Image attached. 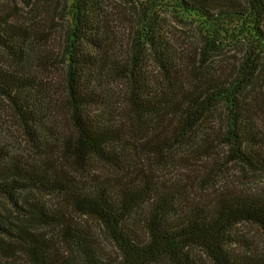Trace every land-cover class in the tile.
Here are the masks:
<instances>
[{
  "label": "trees",
  "instance_id": "16d2710c",
  "mask_svg": "<svg viewBox=\"0 0 264 264\" xmlns=\"http://www.w3.org/2000/svg\"><path fill=\"white\" fill-rule=\"evenodd\" d=\"M124 1L0 14V264H264V0Z\"/></svg>",
  "mask_w": 264,
  "mask_h": 264
},
{
  "label": "rangeland",
  "instance_id": "374dc122",
  "mask_svg": "<svg viewBox=\"0 0 264 264\" xmlns=\"http://www.w3.org/2000/svg\"><path fill=\"white\" fill-rule=\"evenodd\" d=\"M73 0H0V14L7 18L10 24L18 25L22 28L29 29V32L34 31L43 41L47 43L52 39L56 41L63 34L68 22L70 21L69 8ZM104 8L113 16V24L118 31L122 30V23L129 18L130 7L126 5L124 0H103ZM120 7V8H119ZM166 28L170 31V35L180 43L191 41L198 36L195 33V27L188 22L184 24L174 18L170 13L165 14ZM120 20V21H119ZM173 34V35H172ZM61 43V41H60ZM184 44V43H183ZM50 45V44H49ZM7 57L4 50L0 48V63L6 64ZM7 104L0 97V122L8 123L9 115L6 114ZM258 181V180H257ZM258 186L264 188V181L259 180ZM244 236L249 239H258L264 247V233L259 229L251 226H243L242 231ZM254 237V238H252Z\"/></svg>",
  "mask_w": 264,
  "mask_h": 264
}]
</instances>
